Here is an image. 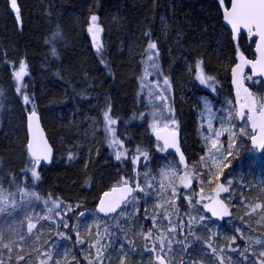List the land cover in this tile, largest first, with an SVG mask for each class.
<instances>
[{"label": "trees", "instance_id": "1", "mask_svg": "<svg viewBox=\"0 0 264 264\" xmlns=\"http://www.w3.org/2000/svg\"><path fill=\"white\" fill-rule=\"evenodd\" d=\"M18 4L20 20L11 12L8 0H0V184L9 192L28 182L45 196L68 203L79 201L80 207L93 209L100 194L132 167V163L116 160L105 144L101 124L109 107L111 118H117L126 130L127 144L149 153L141 167L147 175L170 160L180 166L173 154L160 157L153 151L156 142L147 127L140 79L150 42L157 44L159 52L156 73L170 82L181 147L190 166L203 153L197 134V97L206 94L213 98L195 78V64L202 61L206 73L216 81L217 91L231 100L238 50L253 54V41L245 33L235 41L224 26L219 0H18ZM96 6L94 15L103 37L99 52L93 34L85 27L87 13ZM56 21L64 26L69 45L63 46L55 73L41 72L37 104H33L55 156L50 166L39 165L40 179L34 181L25 124L26 112L33 106L24 105L17 95L14 72L21 60L27 65V75L31 64L34 69L40 65L46 50L44 36ZM146 32L151 33L150 38ZM259 88L264 91L261 81ZM93 120L99 129L91 125ZM69 153L74 157L71 160ZM232 175L236 181L246 180L238 172ZM247 189L242 190L249 195L246 199L264 197L256 187ZM237 209L235 217L243 212ZM225 231H217V236H224ZM202 235L208 237L206 232ZM125 237L127 241L136 238L129 232ZM201 249L197 247L196 253L191 249V257ZM135 253L129 252L126 264H144ZM108 264H119V259Z\"/></svg>", "mask_w": 264, "mask_h": 264}, {"label": "rangeland", "instance_id": "2", "mask_svg": "<svg viewBox=\"0 0 264 264\" xmlns=\"http://www.w3.org/2000/svg\"><path fill=\"white\" fill-rule=\"evenodd\" d=\"M228 2L229 0H224L222 7L227 6ZM96 8L97 6L87 13L85 22L87 26L85 27L90 26V17L95 13ZM51 25V29L43 39V46H46V50L41 57L40 65L34 69L31 64L27 80L25 75L22 81L27 85V93L33 97V104H37L41 72L55 73L56 64L62 57L61 50L63 46L69 45L62 23L56 21ZM97 26L100 31L96 34L95 44L96 46L99 44L101 49L103 46L102 29L98 23ZM53 51L57 53L56 56L52 55ZM240 52L242 51L239 48L238 55ZM243 54L249 58L254 56V54L249 56L245 52ZM153 59H156L155 56ZM238 63H240L239 59ZM151 64L152 61L148 60V55L145 54L140 79V93L145 107L144 114L146 113L147 116L148 130L149 132L153 131L154 124L155 129L164 126V124H168L171 128L178 127L171 123V120L175 119V115L171 103L170 87L163 84V79L166 76L156 73ZM203 71L206 76H210L204 68ZM249 77H251L249 71L243 68L242 87L238 90L237 85L234 84V99L231 100L226 99L221 91H217L215 80L214 83L209 81L207 84H201L213 95V98L206 94L197 97L199 101L197 134L203 153L197 161L188 166L187 170L192 173L193 177L191 188L182 187L181 177L184 175L185 169L177 164H172L170 159H167L170 161L164 164V167L158 168L145 177L147 171L141 167L144 166L143 160L149 156V153L142 150L138 153L137 149L131 148L127 144L126 130L117 118H112L116 120V124L109 126L112 131H106L107 121L104 119L101 128L105 144L114 158L117 152L122 154L126 152L127 158L122 156V159L119 160L120 163L125 164L126 162L132 163L131 161L139 156V162L132 163L129 172L126 175L122 174L118 182L128 179L134 185L139 183L144 191H136L138 193L135 194L136 196L134 195L136 199L132 201L130 198V202L117 213L101 217L96 213L95 207L89 209L80 207L79 201L68 203L50 195L45 196V194L36 191L28 182L14 188L13 192L4 189L6 194L16 193L14 199L19 207L15 210L9 207L8 212H11V215L0 214V233L3 234L4 243L11 246V251H9L0 245V260L3 261V264H39V253L48 252L52 254L53 261L59 260L60 264H88L85 256L89 253L93 257L96 255L95 248H90L89 245L95 244L99 239L100 245L105 246L101 249L105 257L103 264H108L109 260L120 259L123 253L128 254L126 259L130 256V251L136 252V255L139 254L138 257L143 260L144 264H158L156 254L159 251V240L157 238L167 237L164 241L165 252H167L166 259L170 260L171 264H253V261H258L259 252L264 251V208L257 209L255 212L252 211V208L256 204L264 205V197L261 195L253 200L246 199L245 197L249 195H244L242 190L256 187L264 194V149L258 152L256 147L251 146L250 136L241 135L242 126L248 133H252V131L249 129L246 119L240 120L235 115L240 110L238 101L246 96L244 89H247L258 100L263 97L264 91L261 92L259 88L260 80L252 77L249 79ZM160 94L166 97L165 101L158 99ZM245 113L247 114V109H245ZM209 124L212 126V131L229 130L219 137L220 143L217 147L220 148V144L224 146L220 148V152L212 149V153L217 157L221 152L226 155L229 133H236L233 137L236 141L235 147L232 149L233 156L228 157L227 160L221 158L215 161V165L220 167L228 163L229 160L231 161L230 167L224 168L223 175L219 180L216 179L219 168L214 166L212 157L208 155L214 139L212 131L209 130ZM91 125L95 129L100 128L97 120H93ZM160 148H162L161 144L156 142L153 151L160 154V157H164L166 152L161 151ZM142 153H146V157ZM201 157H206L207 163H202ZM137 167H139V171ZM29 168L32 169V163ZM29 168L27 167V169ZM172 172H175V175H172ZM236 172L245 176L246 180L236 181L232 175ZM209 179H211V183H209ZM227 180H231L232 184L229 185ZM200 181H203L202 185ZM219 184L230 187V191L228 193L220 192L217 197L214 190ZM161 185L164 187L162 188ZM171 185L176 186L179 198L173 197ZM201 187L205 199L199 204L189 205L187 198H191L193 202L198 200ZM25 192L35 193V196H24ZM209 197L222 201L230 213L223 216L221 220H215L217 223H213L203 210V205L210 200ZM12 198L9 197V202ZM45 201L48 203L46 204ZM53 201L59 202L61 207L55 209L49 216L48 209L53 206ZM69 205L72 206L73 211L67 212L65 215ZM237 207L241 208L243 212L235 217L233 213L234 209L238 210ZM57 212L59 215H56ZM235 213L237 212L235 211ZM44 216H49V219L37 220V217ZM201 216L204 217V220H200ZM29 217H32V222L37 225L32 233H28L27 230ZM153 217L156 218L155 227H153ZM64 223H67L68 227H64ZM173 227L175 228L174 233L170 231ZM149 229L152 230L153 235L150 240H146L144 235ZM224 229H226V234L224 236L221 234L218 237L217 231H224ZM238 229L239 231H237ZM125 232L133 233L136 238L132 237L127 241ZM204 232L208 234L206 239L202 235ZM77 233L81 239L85 240L84 245L77 243ZM233 237L236 238L235 243H232ZM133 240L138 244H134ZM169 240L171 241V251L167 247ZM256 241H260V243H256ZM154 243L157 245L156 251H151ZM197 247H202V249L198 254H194L195 257H191V249L194 250L192 253H196ZM213 249L216 251L213 252ZM21 253H23L24 260H18L22 256ZM73 257L76 259L74 260ZM53 261H49V264H53ZM93 264H95V260H93Z\"/></svg>", "mask_w": 264, "mask_h": 264}, {"label": "snow or ice", "instance_id": "3", "mask_svg": "<svg viewBox=\"0 0 264 264\" xmlns=\"http://www.w3.org/2000/svg\"><path fill=\"white\" fill-rule=\"evenodd\" d=\"M219 3L221 5L224 4V0H219ZM10 7L15 11L16 14V19L20 20V14H19V7L17 4V0H10ZM223 19L231 26L232 32H233V38L238 41L241 31L246 30L247 35L249 37H258V40L255 41L256 43V49L255 51L259 53V58L256 60H248L244 56L243 52H240L238 55V59L240 63H237L235 67L233 68V76H234V84L237 85L238 90L242 87V78H243V68L245 65H250L253 71L257 70V66H259V71L261 75H264V0H231V7L229 8H224L223 11ZM91 24L88 27V32L93 34V40L96 41V34L100 31L99 27L97 26V21L98 17L96 15H91L90 17ZM146 36L149 38L151 37L150 32L145 33ZM97 51H100V45L97 44ZM146 54L148 55V60L152 61L151 67L154 71L158 72L159 71V65H158V58H159V52L157 49V44L155 42H150L147 45V50ZM53 56H56L57 53L55 51L52 52ZM153 56H155V60L153 59ZM104 63V61H101ZM203 62L198 61L195 65L196 67V79L199 80L200 84H207L209 81H212L214 83V78L210 76H206L203 71L202 67ZM27 65L26 63L21 60L19 62V70L14 72V79L17 82L15 91L17 95L21 98V102L24 105H33V97L30 96L26 89L27 85L23 84L22 81L24 79V76L27 75L26 72ZM251 79V77H249ZM163 84L166 86L170 87V82L167 77L163 79ZM157 87L159 85L157 84ZM244 92L246 93V96L242 98L238 103L240 104V110L236 112V116L240 120H245L250 124L252 133H248L246 129L242 126L241 127V135H249L250 139L252 141V144L254 147H258L260 149H264V98L261 99H256L252 96L251 93L248 92L247 89H244ZM239 94V91H238ZM158 99L161 101H165L166 97L163 94H160L158 96ZM245 109H247V114L245 113ZM111 111V108L107 111H105L104 116L107 121L106 124V131H112V129L109 127L110 125L116 124V120L112 119L111 116L109 115ZM171 111V110H170ZM34 119H37V114L36 111L33 109L30 111L28 115V127L29 130L31 131V139L28 141L26 147L27 151L31 156V163H32V169H31V176L35 180L40 179L39 172L37 168L40 165L41 161H50L51 159V148L47 145V142L43 140L42 134H40V130L37 128L33 130V125L32 121ZM171 123L173 125H176V120L172 119ZM155 124L153 125V128L155 130ZM164 129H168V124H164ZM209 130L212 131V126L209 124ZM229 131L228 129H221V130H216L212 131V135L214 137L211 148L209 149L208 155L212 157L214 161V166L219 168V171L216 173V179L219 180L220 176L223 175V170L224 168L230 167L231 161L229 160L228 163L223 164L222 167L219 165H215V161L217 159H224L227 160L228 157L233 156V151L232 149L235 147L236 141L233 139L235 137L236 133L235 132H230L229 133V143H228V150L226 155L224 153H220V156L217 157L212 153V149H216L217 152H220V148H223L224 146L220 144V148L217 147V145L220 143L219 142V137L222 136L225 132ZM171 137V139H169ZM176 131L173 130L168 136H160L157 134V139L158 140H163L164 145L162 148H160L161 151L166 150L168 147H175L177 152H180L179 147L176 146ZM207 139V137H206ZM138 153L140 152V149L136 150ZM146 157V153H142ZM123 158H127V153H120L117 152L115 154L116 160H121ZM73 155L69 153L68 159L71 160L73 159ZM133 164H137L139 162V156H136L132 161ZM201 162L202 163H207L206 157H201ZM180 164L184 165L185 167V173L181 177V185L183 188L188 189L191 188L192 186V173L189 172L187 162L185 160L184 154L180 152ZM163 175H168L167 173H162ZM172 175H175V172H172ZM145 177H147V174H145ZM14 183V181H13ZM201 185L203 184V181H200ZM209 183H211V179H209ZM227 183L229 185L232 184L231 180H227ZM119 185H124V187H120L119 189L117 187H114L112 189V192L115 193L118 190L122 193V195L118 199H101L98 207V211L101 213H104L107 215L108 213H115L118 208H120L121 204L127 205L129 201V197H131V200L134 201L136 197L131 196V194L134 191H140L143 192L144 188L140 186L139 183H135V186H132L129 184L128 179H122L121 181L118 182ZM151 187L152 185H148ZM163 188L164 185H161ZM171 190H172V195L174 198H179L177 197L176 193V186L171 185ZM216 191L217 197L219 196L220 192L228 193L230 191V187H225L223 184H219L217 189L214 190ZM203 193V188L201 187L199 195V199L196 200L195 202L192 201L191 198L188 199L189 205H192L193 203L199 204L201 203L205 197L202 195ZM16 193H5V190L3 189L2 184H0V214L7 213L8 215H11V212H8V208L11 207L13 210L19 207L17 204L16 200L14 199ZM24 196L27 195H32L35 196V193H23ZM105 197H109L110 193H104ZM9 197H13L11 201L9 202ZM39 199V197H36ZM208 199L211 200V197ZM47 204L48 201H45ZM53 206L48 209L49 216L55 211V209L60 208L61 204L59 202L53 201ZM162 207V206H161ZM204 209L207 210L208 212H211L212 216H219L223 217L225 215H229L230 213L228 212L227 207L223 204L222 201L219 199H216L213 201L211 204H204L203 205ZM264 208V205L256 204L253 208L252 211L255 212L257 209ZM73 211L72 206H67V210L65 212V215L67 212ZM56 215H59L57 212ZM82 215V214H81ZM49 216H44V217H37V220L40 219H49ZM29 222L27 225V230L28 233H32L33 229L37 227L36 223L32 222V217L28 218ZM61 220H63V217H61ZM153 227L156 226V218L153 217ZM200 220H204V217L201 216ZM64 227H68L67 223H64ZM171 232H175V228L173 227ZM239 231V229L237 230ZM99 236V233H97ZM152 230L149 229L147 234L144 235V238L146 240H150L152 238ZM21 239H24V237H21ZM159 240V251L156 254V260L158 264H171L170 260H166L167 257V252H165V239L167 237H158ZM235 237L232 239V243H235ZM77 243L84 245L85 240L81 239L79 236V233H77ZM256 243H260V241H256ZM0 245H2L3 248L8 249L11 251V246L8 243H4V238L3 234L0 233ZM211 247V245H209ZM90 248H95L96 250V255L93 257L91 253H89L87 256H85V259L88 260V264H93V260H95V264H103V260L105 257L103 256V252L101 251L102 248H104V245H100L99 239H97L95 244L89 245ZM168 250L171 251V241H168ZM157 245L154 243L151 251H156ZM234 250V249H233ZM216 250L213 249V252ZM127 253H123L119 259V264H126L125 257L127 256ZM43 257V258H40ZM39 264H49V261H53V256L51 253L45 252V253H39ZM75 260L76 258L73 257ZM18 260H24L23 256H20ZM0 264H3V261L0 260ZM53 264H60L59 260L53 261ZM253 264H264V251L259 252V259L258 261H253Z\"/></svg>", "mask_w": 264, "mask_h": 264}, {"label": "water", "instance_id": "4", "mask_svg": "<svg viewBox=\"0 0 264 264\" xmlns=\"http://www.w3.org/2000/svg\"><path fill=\"white\" fill-rule=\"evenodd\" d=\"M8 2H9V7H10V0H8ZM17 4H18V0H17ZM18 7H19V4H18ZM230 7H231V0H229V4H228V6L225 7V8H229V9H230ZM10 10H11V12L15 13V11H14L13 9H11V7H10ZM223 11H224V8H223L222 11H221V12H222V22H223L224 26L227 27V28L230 30V32H231V34H232V37H233V32H232L231 26H230L229 24H227V22L223 19ZM241 32H245V33H247L246 30H243V29H242ZM249 38H250V39H254L253 53H254L255 56H254L253 58H248V57H246V59H248V60H256V59L259 58V53H257V52L255 51V49H256V43H255V41L258 40V37H249ZM233 39H234V38H233ZM234 40H235V39H234ZM244 68L247 69V70L250 72V74H251V76H252L253 78H259V79L263 82V84H264V75H261V74H260L259 66H257V70H256V71H253V69L251 68L250 65H245ZM262 98H264V93H263V97H262ZM30 111H31V110L27 111V113H26V115H25L26 133H27L26 145H27L28 141L31 139V131L29 130V127H28V123H29V121H28V115H29ZM35 111H36V114H37V119H34V120L32 121L33 130H35V129L37 128V125H38V128H39V130H40V134H42L43 140L47 142V145H48V146L51 148V150H52V151H51V159H50V161H41L40 163H41V165L50 166V165L52 164L53 160H54L55 151H54L53 145L51 144V142H50V140H49V138H48V136H47V133H46L44 127H43V124H42V121H41V115H40V112H39L37 109H35ZM248 125H249V129L252 131L251 126H250L249 123H248ZM173 130L176 131V137H175V140H176V146L179 147L180 152H182V153L184 154V152H183V150H182V148H181L180 133H179V131H178L177 129H172V128L168 127V129L165 130V129H164V126H162V127H160V128H157V129L153 130L152 133H151V136H152V138H153L155 141H158L159 143H161V145H162V147H163V145H164V141H163L162 139H161V140H158V139H157V134H159L160 136H168ZM169 139H171V137H169ZM250 143H251V146H253L251 139H250ZM253 147H254V146H253ZM256 149H257L258 152H261V151L263 150V149H260V148H258V147H256ZM26 150H27V147H26ZM164 151L167 152V153H172L173 155H175V157L177 158V160L180 161V152H177L175 147H168V148H167L166 150H164ZM27 153H28V151H27ZM28 155L30 156L29 153H28ZM30 157H31V156H30ZM184 157H185V160H186L187 165H188V161H187V158H186L185 154H184ZM180 165H181L183 168H185L184 165H182V164H180ZM129 184L132 185L131 183H129ZM132 186H133V185H132ZM114 187H117V188L119 189L120 187H124V185H114V186H112L111 188H109V189L103 191V192L100 194V196H99V198H98V200H97V202H96L95 210H96V213H97L99 216H101V217H107V216H109V215L115 214V213L119 210V208H118V209L116 210L115 213H108L107 215H105L104 213H101V212L98 211L99 203H100V200H101L102 198L105 199V200H108V199H118V198L122 195V193H121L119 190H118L117 192L113 193V192H112V189H113ZM106 192H107V193H110V196H109V197H105V196H104V193H106ZM132 194H133V193H132ZM132 194H131V196H132ZM129 198H130V197H129ZM216 199H217V198H212L211 200H208L205 204H211V203H212L213 201H215ZM122 206H123V203L121 204L120 207H122ZM203 210H204V211H205V212H206L211 218H213V219H215V220H220V219H221V217H219V216H212L211 212H208L207 210H205L204 207H203Z\"/></svg>", "mask_w": 264, "mask_h": 264}]
</instances>
